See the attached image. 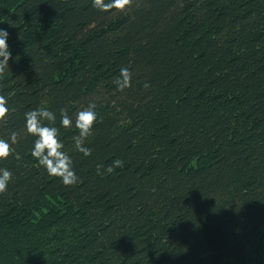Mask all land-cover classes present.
Returning a JSON list of instances; mask_svg holds the SVG:
<instances>
[{"label": "trees", "instance_id": "1", "mask_svg": "<svg viewBox=\"0 0 264 264\" xmlns=\"http://www.w3.org/2000/svg\"><path fill=\"white\" fill-rule=\"evenodd\" d=\"M115 2L0 0V138L16 133L0 264H264V0ZM89 101L85 156L59 110ZM37 106L57 113L76 184L31 156Z\"/></svg>", "mask_w": 264, "mask_h": 264}, {"label": "clouds", "instance_id": "2", "mask_svg": "<svg viewBox=\"0 0 264 264\" xmlns=\"http://www.w3.org/2000/svg\"><path fill=\"white\" fill-rule=\"evenodd\" d=\"M129 0H123L118 6L123 8ZM92 6L100 11H106L110 7H116L115 0H92ZM9 33L5 29H0V71L9 67V58L12 51L8 41ZM116 88L123 90L130 86L131 72L127 67H121L119 78L115 81ZM144 87H148L147 81ZM96 105L89 101L86 107L81 108L75 113L73 119L66 109L59 110V124L63 128L74 126L78 133L74 135L75 150L88 156L91 154V148L87 147L84 140L92 132L94 123L99 120ZM8 111L6 97L0 95V118L5 116ZM25 131L33 137V143L30 154L35 158L36 163L41 165L49 176L59 177L64 185H72L78 182V176L73 167L72 157L64 151V143L58 134V128L55 125L57 113L49 107L37 106L29 109L24 114ZM47 121V123H46ZM16 133L12 132L7 138H0V159L6 158L10 154L12 144L16 142ZM119 159H114L111 164L105 166V172L111 173L114 167L120 165ZM100 166L97 165L99 173ZM12 179V172L8 168H0V192L7 189L9 181Z\"/></svg>", "mask_w": 264, "mask_h": 264}]
</instances>
